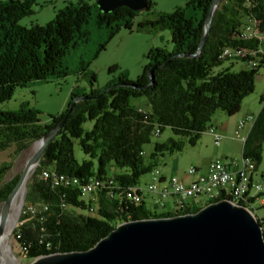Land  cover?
Masks as SVG:
<instances>
[{"label": "trees", "instance_id": "obj_1", "mask_svg": "<svg viewBox=\"0 0 264 264\" xmlns=\"http://www.w3.org/2000/svg\"><path fill=\"white\" fill-rule=\"evenodd\" d=\"M36 1L0 0V104L11 100L19 86L67 77L70 72L65 55L90 38L88 24L93 5L84 0L70 3L47 24L25 27L19 21L34 13ZM212 2L190 0L188 6L199 9L194 16L188 17L186 8L179 7L138 24L136 29H169L173 49H152L147 54L148 64L136 80H129L124 71L117 80L96 88V74L86 71L88 66L82 63L80 73L88 79L89 89L76 84L67 108L51 116L49 122H42L39 111L25 102L17 110L0 109V150L14 146L18 155L59 124L75 97L88 96L77 102L66 125L48 143L26 184L24 211L13 232L30 262L43 255L92 248L127 220L196 213L202 208L157 214L147 208V200L136 202L133 194L142 185L141 177L156 168L152 162H145L144 145L157 129L160 134L168 127L178 138L155 143L152 158L196 145L218 110L234 115L255 88V74L263 66L232 70L224 67L229 60L220 55L225 46L238 43L236 35L245 18L253 16L264 21V0H222L201 54L193 56L204 37ZM151 8L148 0L146 11ZM139 12L122 6L104 13L97 3L96 25L106 29L111 38L122 27L132 31ZM105 48L101 44L95 55ZM154 67V82L150 84L149 72ZM133 98L145 103L134 104ZM88 120L94 125L85 129ZM76 140L87 155L81 163L75 157ZM263 142L264 106L243 149V155L252 156L256 166L262 160ZM10 168L11 161L0 164V203L20 179L18 174L3 182ZM46 169L52 173L49 178L44 177ZM89 182L98 184L93 193L83 196L82 188ZM222 198L228 199L220 196L215 201ZM258 220L264 229V217Z\"/></svg>", "mask_w": 264, "mask_h": 264}, {"label": "rangeland", "instance_id": "obj_2", "mask_svg": "<svg viewBox=\"0 0 264 264\" xmlns=\"http://www.w3.org/2000/svg\"><path fill=\"white\" fill-rule=\"evenodd\" d=\"M80 0H37L33 6L34 13L20 20V24L30 28L34 24L45 25L56 17L59 9L65 7L70 3H77ZM85 2L93 5V16L91 22L88 24L90 30V38L86 43L80 45L65 55V61L70 74L66 77L55 78L49 81L32 82L26 87L19 86L15 94L9 101L0 104V109L3 110H17L22 104L28 103L30 107H35L39 111V116L42 122H49L51 116L59 114L67 108L69 96L72 88L78 84L82 88L89 89V81L80 71L82 63L88 67L86 71H93L96 74V88H103L109 81H115L119 78L120 73H126L129 80H136L142 73V69L148 64L149 58L147 54L154 48H167L173 49L171 31L169 29H160L145 27L144 29H136L140 22H145L149 19H155L156 15L160 12H173L179 7L186 8L188 17L198 14L199 9H194L188 6L190 0H150L152 8L149 11L141 10L133 19L132 31L122 27L113 37L109 38L106 29L98 28L96 25L97 18V0H84ZM101 44H105L106 48L96 56L95 53ZM229 66L232 70H238L244 66L241 62L226 61L224 67ZM250 66V65H249ZM244 68H248L245 66ZM110 69H115L111 72ZM264 96V69L258 70L255 74V88L244 101L241 103L240 110L232 116L226 112L218 110L212 116V122L216 118L229 119L231 123L236 124L241 118L246 117L248 114H258L261 109V98ZM132 103L140 104L145 103L143 99L133 98ZM94 125L93 120H88L84 124L85 129H90ZM213 126V124H211ZM211 131V130H210ZM208 132V131H207ZM202 136V135H201ZM174 137L178 138L170 128L166 127L160 134H153L151 141L144 145L145 162H152L157 168L161 169L167 177L173 173L185 174L188 173L189 168L195 165L198 168H205L210 161L217 158H225V152L221 151L222 147L212 146H197L185 145L181 151L173 153L165 151L164 154H159L152 158L151 154L155 151V143L164 142L167 139ZM186 141L187 138L181 137ZM79 140L74 142L75 157L81 163L87 155L82 151ZM34 143L24 150L22 153L15 155V147L5 150H0V164L3 162H12V168L8 171L3 182H9L18 174L21 175L26 166L28 158L32 155ZM220 151L216 156V151ZM228 159L231 162L232 158L242 157L241 148H229ZM258 181L261 182L264 189V142L262 150V160L258 164ZM35 170V169H34ZM33 170V172H34ZM32 172V173H33ZM151 176L149 173L144 174L140 182L145 184L149 182ZM2 182V183H3ZM264 194V192H263ZM26 198V196H25ZM24 203L19 214V219L24 211ZM3 203H0V210ZM165 206L155 205L151 196L146 202V206L151 212L160 214L162 212H173V201L168 198L164 201ZM264 204V203H263ZM257 215H264V206L260 202L255 203ZM19 223V220H18ZM11 250L14 254L16 264H25L30 261L24 255L21 246L18 244L14 232L10 237L9 242Z\"/></svg>", "mask_w": 264, "mask_h": 264}, {"label": "water", "instance_id": "obj_3", "mask_svg": "<svg viewBox=\"0 0 264 264\" xmlns=\"http://www.w3.org/2000/svg\"><path fill=\"white\" fill-rule=\"evenodd\" d=\"M221 1L213 0L204 37L193 56L201 54ZM97 3L104 13L122 6L143 11L148 6V0H97ZM154 69L149 72L150 84L154 82ZM87 97H75L66 116L37 141L41 142L40 148L28 158L18 183L2 204L0 234L4 232L10 201L28 172L37 168L48 143L66 125L77 102ZM258 221L245 206L223 198L206 204L196 213L127 220L92 248L43 255L25 264H264V230Z\"/></svg>", "mask_w": 264, "mask_h": 264}, {"label": "built area", "instance_id": "obj_4", "mask_svg": "<svg viewBox=\"0 0 264 264\" xmlns=\"http://www.w3.org/2000/svg\"><path fill=\"white\" fill-rule=\"evenodd\" d=\"M238 43L234 46H225L220 58L229 61L241 62L242 66L259 65L264 69V21L260 18L249 16L244 19L236 35ZM264 106V97L261 107ZM140 111H144L142 107ZM259 114V113H258ZM258 114H248L241 118L234 131L235 137L239 138L245 145L249 133L255 124ZM208 130L214 136L216 146L220 144L223 136L217 131L215 125H211ZM156 134L159 133L157 129ZM256 160L252 156H245L233 159L230 163L225 158H217L209 162L204 168L191 166L188 175L195 176L191 182H184L177 175L169 177L159 169H153L149 174V182L140 185L134 191L133 198L136 202L147 200V195L151 196L155 205L165 206L164 201L173 198L174 210L186 211L193 206L203 207L206 204L215 202V198L220 196L228 197L229 200L245 206L252 213L257 215L255 203L264 202V189L261 182L253 179L256 172ZM233 166V167H232ZM52 173L48 169L44 170V177L49 178ZM59 183V181H55ZM98 183L89 182L82 188L83 196L93 193ZM32 212L35 208L29 206ZM49 247H51L49 245Z\"/></svg>", "mask_w": 264, "mask_h": 264}, {"label": "bare ground", "instance_id": "obj_5", "mask_svg": "<svg viewBox=\"0 0 264 264\" xmlns=\"http://www.w3.org/2000/svg\"><path fill=\"white\" fill-rule=\"evenodd\" d=\"M40 145L41 142H36L33 145L32 154H34L40 148ZM34 169L35 168L30 169V171L28 172L19 190H17L14 197L11 199L8 210L6 212V223L4 227V232L3 234H0V264H16L14 258L15 256L11 250V244H9V242L14 228L18 225L19 214L21 213L24 198L26 196V184L28 183V180ZM254 215L256 216V214Z\"/></svg>", "mask_w": 264, "mask_h": 264}, {"label": "crops", "instance_id": "obj_6", "mask_svg": "<svg viewBox=\"0 0 264 264\" xmlns=\"http://www.w3.org/2000/svg\"><path fill=\"white\" fill-rule=\"evenodd\" d=\"M140 105H143V103H140ZM237 124H238V122L236 124L231 123V121L229 119H223L222 120L220 118H216L215 121L213 122V125H215L217 127V130H218L217 132L223 136L220 144L216 146L214 136L211 134V131L208 130V132H205L202 134L201 138L196 143V145L197 146H212V142L214 141L213 147H222L221 151L226 153L224 156L226 160L228 159L227 154H229L228 153L229 148H241L242 154H243V149H244L245 145L243 144V142L239 138H236L235 134H234V131L236 130ZM262 150H263V147H262ZM219 152L220 151L217 150L215 155L217 156ZM232 160H233V158H232ZM226 162H228V161H226ZM228 163H230V162H228ZM258 168L259 167L257 165L256 172L252 176L253 179H255L257 181H258ZM173 174L177 175L179 178H181L182 181L187 182V183L191 182L192 180L195 179V176L188 175V173H185L182 175L179 173H173ZM164 175H165V173H164ZM149 197H150V195H147V201H148ZM170 199L173 201V204H174L175 203L174 199L173 198H170ZM263 203L260 202V205L264 206ZM169 211L171 212V210H169ZM260 216L264 217V215H260Z\"/></svg>", "mask_w": 264, "mask_h": 264}]
</instances>
